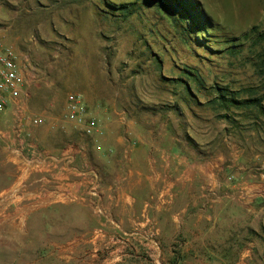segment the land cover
I'll use <instances>...</instances> for the list:
<instances>
[{"label": "crops", "instance_id": "1", "mask_svg": "<svg viewBox=\"0 0 264 264\" xmlns=\"http://www.w3.org/2000/svg\"><path fill=\"white\" fill-rule=\"evenodd\" d=\"M18 64L24 78L0 113L15 169L0 187V228L19 235L30 215L64 208L75 224L45 234L54 264H247L264 234L262 132L226 114L216 129L154 108L142 120L120 98L88 94L77 124L65 99L33 103L37 74Z\"/></svg>", "mask_w": 264, "mask_h": 264}, {"label": "rangeland", "instance_id": "2", "mask_svg": "<svg viewBox=\"0 0 264 264\" xmlns=\"http://www.w3.org/2000/svg\"><path fill=\"white\" fill-rule=\"evenodd\" d=\"M192 1L206 23L189 46L152 0H0L1 41L36 72L30 86L36 106L58 108L69 92L110 96L132 105L142 120L154 108L175 122L198 114L201 127L216 129L226 114L264 137V42L255 38L264 31V0ZM221 90L260 105L210 103ZM7 154L0 141V187L15 171ZM38 217L30 215L19 235L0 228V264L55 263L46 235L63 234L75 222L64 208ZM247 258L264 264V234Z\"/></svg>", "mask_w": 264, "mask_h": 264}, {"label": "trees", "instance_id": "3", "mask_svg": "<svg viewBox=\"0 0 264 264\" xmlns=\"http://www.w3.org/2000/svg\"><path fill=\"white\" fill-rule=\"evenodd\" d=\"M152 1L154 3L155 9L160 12L161 15H164L165 18L168 19L171 27L176 32H178V36L185 46H189L190 41H192V39L194 40L195 32L199 33L204 30L206 21H204V16L202 15L201 10H199L198 5H195L192 0ZM200 16L202 18H200ZM254 29L256 28L252 27L250 31H253ZM244 35L248 36V34ZM255 38L256 43L264 42V31L256 32ZM262 66L264 67V63H262ZM184 86L186 89H188L187 85L184 84ZM209 101L210 103L217 104L223 109L230 107H235L238 109L249 108L251 105H260L261 100L258 98H246L239 100L233 96H227V93L221 90L218 95L215 96V98Z\"/></svg>", "mask_w": 264, "mask_h": 264}, {"label": "built area", "instance_id": "4", "mask_svg": "<svg viewBox=\"0 0 264 264\" xmlns=\"http://www.w3.org/2000/svg\"><path fill=\"white\" fill-rule=\"evenodd\" d=\"M1 27H0V113H2L8 103L9 96L16 95L17 89L22 82L24 75L21 73L20 65L18 64L17 57L11 47L4 46L1 41ZM23 67L31 71L30 74H36L33 67L26 61ZM20 109H17V115ZM87 115V106L84 98L79 92H69L65 97L63 107V118L67 121H72L77 124L83 123ZM41 121L39 116L32 118L34 124ZM17 136L23 140L21 128H16ZM89 131V130H88ZM25 143V142H24ZM92 198L90 203L97 208V193L91 190Z\"/></svg>", "mask_w": 264, "mask_h": 264}, {"label": "bare ground", "instance_id": "5", "mask_svg": "<svg viewBox=\"0 0 264 264\" xmlns=\"http://www.w3.org/2000/svg\"><path fill=\"white\" fill-rule=\"evenodd\" d=\"M14 234H15V233H14ZM14 234H13V235H14ZM15 238H16V237H15Z\"/></svg>", "mask_w": 264, "mask_h": 264}]
</instances>
